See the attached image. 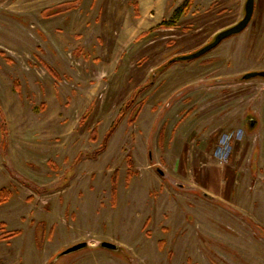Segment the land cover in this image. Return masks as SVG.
<instances>
[{
	"label": "rangeland",
	"instance_id": "374dc122",
	"mask_svg": "<svg viewBox=\"0 0 264 264\" xmlns=\"http://www.w3.org/2000/svg\"><path fill=\"white\" fill-rule=\"evenodd\" d=\"M71 1L77 8L48 15ZM104 1L121 7L125 22L137 4ZM100 4L0 0V190L10 194L0 204V264H264L262 142L253 156L238 155L234 146L221 160L214 145L222 131L210 139L213 126L201 125L203 134L198 126L190 130L200 149L209 143L205 156L197 157L203 169L215 180L222 171L224 181H241L231 198L205 196L193 175L174 179L167 157H152L170 136L173 127L166 123L180 112L182 100L166 99L182 80L176 73L199 63L204 71L234 76L264 70V60L245 61L234 51L238 45L229 50L222 43L197 59L179 60L214 36L198 43L212 31L181 26L177 12L176 21L125 44L129 29L113 22L118 11L107 27ZM237 80L263 119L264 78ZM185 130L180 124L175 140ZM12 231L19 233L6 237ZM103 241L119 249H105ZM80 242L86 248L61 255Z\"/></svg>",
	"mask_w": 264,
	"mask_h": 264
},
{
	"label": "crops",
	"instance_id": "0c3cea01",
	"mask_svg": "<svg viewBox=\"0 0 264 264\" xmlns=\"http://www.w3.org/2000/svg\"><path fill=\"white\" fill-rule=\"evenodd\" d=\"M187 1L189 0H135L137 3L136 8L134 11H130L126 22L122 20V14L119 10L121 7L118 10H115V7H106L104 0H101L98 12L103 14L101 22L105 23L107 27H111V13L113 10L118 11V16L113 19V22L116 25L124 22V28L129 29L127 34L129 35L127 36L129 42L125 43L122 38L119 41L130 45L139 35L161 26L165 22L176 21L174 16L177 10L183 7ZM246 1L190 0L188 9L178 16V19L181 26L184 25L197 31L211 30L212 32L208 36L204 35L198 41V43L207 44L208 39L213 36L215 38L219 32L232 27L244 17ZM75 8H77V4L72 1L64 2L52 8V10L56 9L54 13H50L48 10V15L56 16ZM109 44L114 47L115 51L119 49V47L116 49L115 46L118 44L115 41ZM221 45L227 46L229 50L234 49V45H238V50L236 48L234 51L245 61L264 60V0H255L254 14L248 27L240 34L227 38ZM230 56L234 58V55L229 54ZM102 62L101 58L98 64L100 65ZM246 70L248 69H243L232 76L227 73L204 71L200 68L199 63L192 64V67L179 72L180 74L176 73L181 76L182 80L176 81L177 84L174 83L173 89L166 97L167 100L171 101L174 99L182 100L181 108L180 112H177L166 123L168 126L172 125L173 127H171V133L169 129L170 136L167 133L165 134L164 146L162 147L159 143L154 149L152 157L154 160L157 155L167 157L174 179L185 180L186 178H192L189 177L190 174L193 175L195 184L199 185V189H202L201 191L205 196L225 198L230 194L229 198H231L236 194L241 181L235 179V177L232 180L233 182L224 181L227 175L222 177V171H220L218 180H215V176H212L208 170L203 169L197 157L205 156V150L209 147V143L204 146V149H200V142L194 136L196 126L199 128L197 131L200 134L206 131L205 127L200 128L201 125L213 126L212 129H208L210 139H214L216 134L222 131L218 135L214 149L222 135L227 131L239 132V139L234 143L235 150H239L238 155H250L252 152L253 156L258 148V143L262 142L264 144V118L254 115L252 111L254 100L252 97L246 98V92H242L245 87L239 84L237 80L248 73ZM242 74L244 75L242 76ZM222 82H229V84L224 85ZM180 90L181 92L178 93ZM223 90L229 92L228 96H223ZM259 101L260 103L262 101V107L264 108V97ZM182 123L183 126H186L185 135L181 138L177 136L175 140V132ZM192 128L194 129L193 132L190 131ZM214 159L213 161L216 163L214 166H220L219 162ZM154 164L157 165L156 162ZM260 167L264 168V166ZM238 173H240L241 178V172ZM188 183L191 182L189 181L187 184L178 182V185L183 186L188 185ZM195 184H190L192 185L191 188L195 189Z\"/></svg>",
	"mask_w": 264,
	"mask_h": 264
},
{
	"label": "water",
	"instance_id": "95a60500",
	"mask_svg": "<svg viewBox=\"0 0 264 264\" xmlns=\"http://www.w3.org/2000/svg\"><path fill=\"white\" fill-rule=\"evenodd\" d=\"M254 10H255V0H247L246 4H245L244 17L238 23H236L232 27H229V28L219 32L215 36L214 40L211 43L204 46L203 48L199 49L198 51H196L194 53H191V54H188L185 56H181L178 59L182 60V61L197 59V58L205 55L209 51L213 50L214 48H216L225 39L243 32L248 27V25L250 24L252 17H253V14H254ZM256 77L264 78V70L248 72L243 76V78L246 80L256 78ZM252 124H253V122H252ZM158 172L161 175H164V172L161 169H158ZM86 246H87V242L77 243V244L71 246L70 248L66 249L64 252L61 253V255L77 252L79 250L86 248ZM101 246L105 249H109V250H113V251H117L119 249V246L117 244L109 242V241H103L101 243Z\"/></svg>",
	"mask_w": 264,
	"mask_h": 264
},
{
	"label": "trees",
	"instance_id": "16d2710c",
	"mask_svg": "<svg viewBox=\"0 0 264 264\" xmlns=\"http://www.w3.org/2000/svg\"><path fill=\"white\" fill-rule=\"evenodd\" d=\"M189 5H190V0L189 1H187V3L183 6V7H181L180 9H178L177 10V16H180L182 13H184V12H186V10L188 9V7H189ZM55 10L56 9H51V10H49V12L50 13H54L55 12ZM45 64V67L49 70V72L54 76V77H56V78H58L59 77V74H58V72L55 70V69H53L49 64H47L46 62L44 63ZM19 83L18 82H16V84H15V89L16 90H19ZM143 104L144 103H140V104H138V106L136 107V110L134 111V113H133V115L131 116V118H130V120L131 121H134V119L136 118V116H138V114L140 113V111H141V108L143 107ZM116 126H117V122H115L114 123V125L112 126V128H111V133H113V131L115 130V128H116ZM96 139V137H95V135L93 136V140H95ZM9 192H8V190L7 189H1L0 190V204L1 203H4V202H6L8 199H9ZM18 231H12V232H9L8 234H7V236L6 237H14V236H16V235H18Z\"/></svg>",
	"mask_w": 264,
	"mask_h": 264
},
{
	"label": "built area",
	"instance_id": "2783aa9c",
	"mask_svg": "<svg viewBox=\"0 0 264 264\" xmlns=\"http://www.w3.org/2000/svg\"><path fill=\"white\" fill-rule=\"evenodd\" d=\"M239 132L229 131L222 135L216 148L215 155L221 160L228 159L234 148V143L239 139Z\"/></svg>",
	"mask_w": 264,
	"mask_h": 264
}]
</instances>
